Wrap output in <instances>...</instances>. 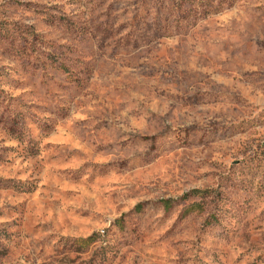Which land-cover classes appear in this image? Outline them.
I'll return each mask as SVG.
<instances>
[{"label":"rangeland","instance_id":"obj_1","mask_svg":"<svg viewBox=\"0 0 264 264\" xmlns=\"http://www.w3.org/2000/svg\"><path fill=\"white\" fill-rule=\"evenodd\" d=\"M0 264H264V0H0Z\"/></svg>","mask_w":264,"mask_h":264}]
</instances>
